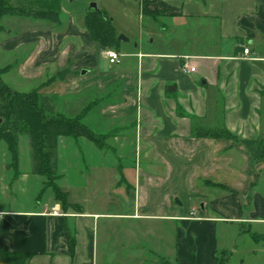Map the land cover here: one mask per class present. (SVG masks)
Returning a JSON list of instances; mask_svg holds the SVG:
<instances>
[{
    "label": "crops",
    "instance_id": "crops-1",
    "mask_svg": "<svg viewBox=\"0 0 264 264\" xmlns=\"http://www.w3.org/2000/svg\"><path fill=\"white\" fill-rule=\"evenodd\" d=\"M141 1L165 13L159 26L167 36L158 50L136 45L125 57L120 44L118 65L92 40L85 19L84 27L71 20L60 33L25 24L1 41L6 55L24 53L19 76L43 80V95L74 102L111 91L118 103L102 109L101 120L135 118L136 139L155 156L144 159L149 171L138 170L141 157L134 174L119 167L121 180L116 163L67 157L61 166L58 157L59 182L79 176L72 191L83 196L94 180L97 196L109 195L99 202L117 211L87 212L62 187L78 211H65L52 197L39 209L0 210V247L33 255L31 264H113L116 258L131 264L130 257L133 264H153L146 261L151 256L163 264H218L220 225L241 226L252 239L264 236V0ZM186 58L194 73L183 71ZM66 69L71 73L57 85ZM196 128L225 129L232 138H195ZM25 176L15 175L9 187ZM182 197L198 199L201 210L174 204Z\"/></svg>",
    "mask_w": 264,
    "mask_h": 264
},
{
    "label": "rangeland",
    "instance_id": "rangeland-1",
    "mask_svg": "<svg viewBox=\"0 0 264 264\" xmlns=\"http://www.w3.org/2000/svg\"><path fill=\"white\" fill-rule=\"evenodd\" d=\"M140 2L141 0H61L60 14L58 17L59 22L42 23L29 19L6 18L3 21V26L5 30H8L7 34L11 32V30L13 34L8 36H6L5 33L0 34V69L12 66V70L4 75V82L16 91L22 93H29L34 90L39 91L40 87L43 86V80L25 81L21 79L19 76V68L24 60V53L18 52L6 55L1 49L2 39L15 38L17 33L19 34L24 31L23 26L25 24H32L38 26L42 30H52L56 33H60L63 32L68 27L71 20H73L76 22L78 28H82L84 27L83 21L85 15L92 4H96L99 11L106 13L111 19L118 39L122 36L129 41H120V50L124 57L125 54L135 48L136 45L142 44L143 49L147 50H158L162 38L167 36V34L161 32L159 26L163 25L162 22L165 18V13L158 11L154 8L152 2H150L148 8L151 14L155 16L153 19L156 21L155 23L151 18L148 19V17H144L141 14ZM96 51H98L99 55L100 50L97 49ZM104 51L106 53L107 50ZM59 82L60 80L56 81L57 85H60ZM53 100L58 113L61 112L68 118H81L83 125L87 127L103 145L101 149L91 141L80 138L85 141V145L79 142V146H76L75 139L67 137L60 138L58 157L61 158V166H65V162L63 164V159L67 157H91L90 162L96 166L103 165L104 167H108L111 162L116 163L118 167H115L114 171L116 172L117 179L121 180L122 169L120 170L119 167L129 169L131 174H134L136 157H141L138 159V170L149 171V166L144 159L145 157H155L152 153L153 148L146 145L145 142L136 139V119H124L113 124H107L100 118V111L102 109L114 106L118 103V97L111 93V91L101 96L91 93L85 100L75 99L74 102H67L61 96L53 97ZM85 111H87V114L83 115ZM218 134L226 137V139L231 138L229 133L223 129H219ZM81 150L83 152L82 155L80 153ZM19 151V171L25 174V177H28V179L23 182H16L9 187V184L15 178V172L13 169L9 172L5 170V167L10 163V154L6 143L0 142V210L25 211L35 210L36 208L39 209L45 205L49 198L52 197L55 199L54 187H62L67 190V192L71 191L70 200H80L79 205L84 206L87 212L117 211V209L111 205L105 206V204H103V200L109 198V195L97 196L96 189L94 188V180L91 181L93 187H87L86 195L75 196V193H81V191H72L74 188H78V185L81 183L79 176L73 175L71 178H67V182L65 183L64 181H58V175L50 181L42 176L34 175L32 173L30 142L27 136H22L20 138ZM90 162L87 160V165H89L88 163ZM150 166L151 170H156L155 165L152 164ZM62 191L66 193L64 190ZM100 199L103 200L99 202ZM81 200L87 201L84 202ZM197 200L196 198L185 200V197H182L180 199H175L174 204L180 206L185 203V206H187L189 210L193 207H198V209L201 210V204H199ZM123 207V211H126L128 205ZM240 227L241 226L222 224L218 228L220 250L223 251L219 256L222 258L221 262H224L222 264H264V247L257 246L254 239L250 238L249 234L245 233L247 229H242ZM124 256L126 255L123 254L121 257ZM159 258L160 259H155L151 256L150 259H146V261L147 263L158 264V262H161L163 264L164 259L161 257ZM130 259L132 260L127 261V263L130 262L133 264V258L130 257ZM113 264H126V261L123 258H116ZM139 264H142V260L139 261Z\"/></svg>",
    "mask_w": 264,
    "mask_h": 264
},
{
    "label": "trees",
    "instance_id": "trees-1",
    "mask_svg": "<svg viewBox=\"0 0 264 264\" xmlns=\"http://www.w3.org/2000/svg\"><path fill=\"white\" fill-rule=\"evenodd\" d=\"M148 4L150 2L139 3L141 14L154 19L155 16L149 11ZM60 7L61 0H0V34L6 32L3 26L6 18L29 19L42 23L59 22ZM85 28L101 50H118L120 40L106 13L89 9L85 15ZM8 70L9 67L0 69V142H5L8 147L9 168L14 170L16 178L20 175L19 141L22 136L29 138L32 173L48 181L57 177L60 138H85L97 147L103 148L100 140L83 125L81 118H68L58 113L52 97L37 90L29 93L18 92L6 84L3 77ZM86 114L87 111L83 115ZM193 136L226 139L218 134L216 129L196 128ZM53 189L55 200L65 211L79 210L78 206L68 203L67 193H63L59 187ZM253 239L257 245H264V236L256 235ZM71 242L73 254L74 239ZM32 259L33 255L14 253L7 246L0 247V264H31ZM221 260L219 257L218 264L224 263Z\"/></svg>",
    "mask_w": 264,
    "mask_h": 264
},
{
    "label": "built area",
    "instance_id": "built-area-1",
    "mask_svg": "<svg viewBox=\"0 0 264 264\" xmlns=\"http://www.w3.org/2000/svg\"><path fill=\"white\" fill-rule=\"evenodd\" d=\"M109 63L111 65H118L120 63L121 55L115 50H107L105 53ZM251 55L250 49L245 48L243 51V57L249 58ZM183 71L187 73H194L196 69L191 65L190 60L188 58L184 59L182 64ZM52 215L54 216H63V214L58 213L57 211H53ZM193 217H197L196 213H192Z\"/></svg>",
    "mask_w": 264,
    "mask_h": 264
},
{
    "label": "water",
    "instance_id": "water-1",
    "mask_svg": "<svg viewBox=\"0 0 264 264\" xmlns=\"http://www.w3.org/2000/svg\"><path fill=\"white\" fill-rule=\"evenodd\" d=\"M90 9L99 12V9H98V7H97L96 4H92L91 7H90ZM119 40H120V41H127V39H125V38L122 37V36L119 38ZM70 73H71V70L66 69V70H64V71L59 72L57 76H58V78H59V80H60L61 82H64L65 79H66V77H67ZM83 74H85V73H83Z\"/></svg>",
    "mask_w": 264,
    "mask_h": 264
}]
</instances>
